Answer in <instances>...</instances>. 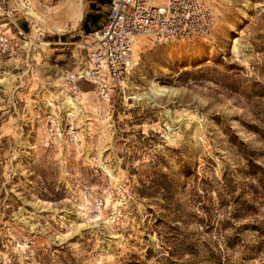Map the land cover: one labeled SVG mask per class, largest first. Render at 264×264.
Instances as JSON below:
<instances>
[{
  "label": "rangeland",
  "instance_id": "rangeland-1",
  "mask_svg": "<svg viewBox=\"0 0 264 264\" xmlns=\"http://www.w3.org/2000/svg\"><path fill=\"white\" fill-rule=\"evenodd\" d=\"M67 1L0 0V264H264V0L137 36L106 94Z\"/></svg>",
  "mask_w": 264,
  "mask_h": 264
},
{
  "label": "built area",
  "instance_id": "built-area-1",
  "mask_svg": "<svg viewBox=\"0 0 264 264\" xmlns=\"http://www.w3.org/2000/svg\"><path fill=\"white\" fill-rule=\"evenodd\" d=\"M215 26V14L205 0H163L159 4L147 0H109L107 16L95 31L91 63L79 72L78 78L95 82L106 94L133 68L137 36L145 35L153 42L206 37ZM15 44L13 37L0 32V54L11 52ZM70 79L75 84L74 76Z\"/></svg>",
  "mask_w": 264,
  "mask_h": 264
},
{
  "label": "crops",
  "instance_id": "crops-1",
  "mask_svg": "<svg viewBox=\"0 0 264 264\" xmlns=\"http://www.w3.org/2000/svg\"><path fill=\"white\" fill-rule=\"evenodd\" d=\"M92 8L89 12H93L90 15H86L80 20V26L83 31H91L98 29L101 24L104 22L107 13H108V3L109 0H90ZM101 7V9H99ZM105 8L106 13L104 16L98 15L101 10Z\"/></svg>",
  "mask_w": 264,
  "mask_h": 264
},
{
  "label": "bare ground",
  "instance_id": "bare-ground-1",
  "mask_svg": "<svg viewBox=\"0 0 264 264\" xmlns=\"http://www.w3.org/2000/svg\"><path fill=\"white\" fill-rule=\"evenodd\" d=\"M73 1L74 0H68L67 2H66V4L67 5H73V7H74V4H73ZM78 3V2H77ZM81 4V3H80ZM31 11H33V10H31ZM36 15V14H35ZM38 17V16H37ZM81 17H82V6L81 5H79V6H75V8H74V11H73V14H72V16H71V27L72 28H75L77 25H78V23H79V21L81 20ZM57 28H59V27H55V28H53V29H56L57 31L59 30V29H57ZM59 31H61V30H59ZM136 43V38H135V42H134V44Z\"/></svg>",
  "mask_w": 264,
  "mask_h": 264
}]
</instances>
